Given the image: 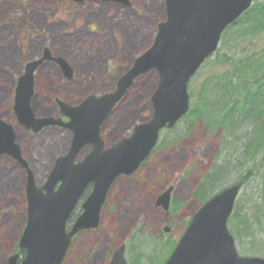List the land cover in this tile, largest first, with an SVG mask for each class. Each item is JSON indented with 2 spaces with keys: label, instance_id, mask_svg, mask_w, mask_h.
Returning a JSON list of instances; mask_svg holds the SVG:
<instances>
[{
  "label": "rangeland",
  "instance_id": "374dc122",
  "mask_svg": "<svg viewBox=\"0 0 264 264\" xmlns=\"http://www.w3.org/2000/svg\"><path fill=\"white\" fill-rule=\"evenodd\" d=\"M130 6L83 1L0 0V119L14 125L17 143L39 186L46 183L57 159L68 154L74 134L70 129L49 127L39 133L27 131L13 113L19 77L27 61L50 48L73 70L67 79L55 62L42 65L35 74L32 109L36 118H66L56 99L75 107L90 96L114 92L118 80L133 60L153 44L158 25L165 20L164 0H129ZM234 36L236 42L230 44ZM224 38L215 54L190 82V95L197 98L202 83L223 69L215 65L218 55L239 58L243 50H261L264 35L255 42ZM231 48H235L232 51ZM235 54V55H234ZM158 84L156 73L135 80L123 99L101 124L106 148L132 134L151 115V99ZM192 99V103H193ZM80 103V104H78ZM193 106V104H192ZM182 120L174 130H165L167 141L131 177H120L103 207L99 228L79 234L63 264H109L113 252L126 245L128 264H162L168 243L177 242L201 203L194 195L198 184L218 167L228 173L211 195L246 177L236 201L235 215L251 219L253 238L238 239L231 217L229 228L240 256L264 258V206L261 201L264 148L242 165L244 144L253 132L248 122L242 129L224 133ZM199 126V127H198ZM189 128L191 131H189ZM84 157L91 151L85 147ZM78 158V159H79ZM26 170L9 156L0 157V264H8L16 251L28 220ZM174 187L169 211L157 205L163 188ZM91 192L83 194L74 214ZM261 221V223H259ZM237 222V221H236ZM171 231L166 233L164 228Z\"/></svg>",
  "mask_w": 264,
  "mask_h": 264
},
{
  "label": "water",
  "instance_id": "95a60500",
  "mask_svg": "<svg viewBox=\"0 0 264 264\" xmlns=\"http://www.w3.org/2000/svg\"><path fill=\"white\" fill-rule=\"evenodd\" d=\"M82 2L85 0H72ZM129 5L127 0H114ZM254 0H165L166 21L158 26L154 44L138 57L118 82L115 92L90 96L72 107L58 101L61 115L70 119L36 118L31 107L35 72L45 61H54L71 79L68 62L54 58L49 48L43 57L28 63L15 94L14 114L18 122L35 133L49 126H63L74 134L72 146L57 159L43 186H37L34 173L22 157L13 125L0 119V156L9 155L27 172L28 222L20 241L26 252L20 264H62L73 237L82 230L96 229L109 190L121 175H132L149 158L163 129H172L189 112V82L214 54L225 29L253 4ZM151 71L159 81L152 97L150 121L134 129L125 138L105 150L100 137L104 119L134 84L135 79ZM94 150L76 162L86 145ZM92 187L83 204V213L70 231L67 224L82 195ZM242 183L232 185L206 202L194 215L179 244L165 264H264V258L238 254L228 220ZM172 188L161 195L157 205L169 209ZM169 232V228H165ZM19 255L8 264H18ZM110 264H128L125 246L114 252Z\"/></svg>",
  "mask_w": 264,
  "mask_h": 264
},
{
  "label": "trees",
  "instance_id": "16d2710c",
  "mask_svg": "<svg viewBox=\"0 0 264 264\" xmlns=\"http://www.w3.org/2000/svg\"><path fill=\"white\" fill-rule=\"evenodd\" d=\"M230 35H236L242 41L251 39L253 43L256 38L264 35V0H255L253 6L238 22L226 30L223 40ZM232 42H236L234 36L228 44ZM231 50L235 51V48ZM215 65L223 71L213 74L202 83L197 98L191 96L194 100L193 106L184 121L202 126L203 129H220L224 133L238 131L249 122L253 132L248 134L249 138L244 144V162H237L242 165L248 159H254L264 148V47L259 51L245 49L239 58L236 55L229 58L220 54ZM166 143L167 141L163 140L160 146ZM228 172L225 167H218L198 184L194 195L201 204L212 197L211 194L220 183L223 184ZM262 180L260 197L264 206V175ZM238 181L246 183V177H241ZM233 220L238 239L253 238L251 219L248 215L239 216L238 213ZM168 246L163 262L173 252L176 242H170ZM132 264H140V261L136 258Z\"/></svg>",
  "mask_w": 264,
  "mask_h": 264
},
{
  "label": "flooded vegetation",
  "instance_id": "af4514ba",
  "mask_svg": "<svg viewBox=\"0 0 264 264\" xmlns=\"http://www.w3.org/2000/svg\"><path fill=\"white\" fill-rule=\"evenodd\" d=\"M58 109H59V107H58ZM164 190V189H163Z\"/></svg>",
  "mask_w": 264,
  "mask_h": 264
}]
</instances>
